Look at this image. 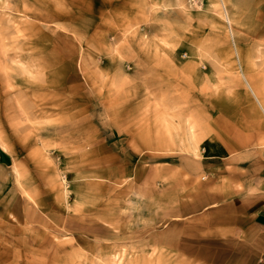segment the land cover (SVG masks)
<instances>
[{
	"label": "rangeland",
	"instance_id": "rangeland-1",
	"mask_svg": "<svg viewBox=\"0 0 264 264\" xmlns=\"http://www.w3.org/2000/svg\"><path fill=\"white\" fill-rule=\"evenodd\" d=\"M259 3L0 0V264H229L159 234V165L243 102Z\"/></svg>",
	"mask_w": 264,
	"mask_h": 264
},
{
	"label": "crops",
	"instance_id": "crops-1",
	"mask_svg": "<svg viewBox=\"0 0 264 264\" xmlns=\"http://www.w3.org/2000/svg\"><path fill=\"white\" fill-rule=\"evenodd\" d=\"M259 16L264 29L262 7ZM256 59L239 58L245 97L210 126L195 168L159 165V197L170 194L167 205L159 199V234L180 227L182 241L221 243L229 264H264V57Z\"/></svg>",
	"mask_w": 264,
	"mask_h": 264
}]
</instances>
